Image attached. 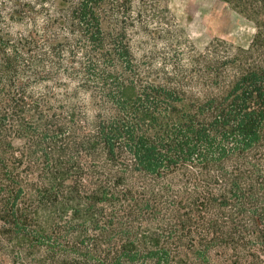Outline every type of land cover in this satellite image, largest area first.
I'll return each mask as SVG.
<instances>
[{"label":"trees","instance_id":"16d2710c","mask_svg":"<svg viewBox=\"0 0 264 264\" xmlns=\"http://www.w3.org/2000/svg\"><path fill=\"white\" fill-rule=\"evenodd\" d=\"M198 48L167 0H0V264H264V0Z\"/></svg>","mask_w":264,"mask_h":264},{"label":"rangeland","instance_id":"374dc122","mask_svg":"<svg viewBox=\"0 0 264 264\" xmlns=\"http://www.w3.org/2000/svg\"><path fill=\"white\" fill-rule=\"evenodd\" d=\"M167 4L198 48L218 38L244 47L252 41L254 24L221 0H167Z\"/></svg>","mask_w":264,"mask_h":264}]
</instances>
